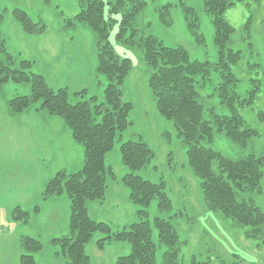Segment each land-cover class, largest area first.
Instances as JSON below:
<instances>
[{
	"label": "trees",
	"instance_id": "obj_1",
	"mask_svg": "<svg viewBox=\"0 0 264 264\" xmlns=\"http://www.w3.org/2000/svg\"><path fill=\"white\" fill-rule=\"evenodd\" d=\"M76 2L78 11L73 17L64 19V28L74 30L85 24L93 33L95 76L97 80L103 76L107 81L100 103H96V96L86 97L87 91L82 89L74 91V95L82 100L71 104L65 87L53 89L42 75L32 72L33 62L15 61L6 51L0 33V84L11 81L29 85L27 95L7 101L9 112L18 114L36 106L43 114L60 117L73 140L83 148L81 168L55 173L45 182L40 193L43 201L61 195L68 200L67 233L51 239V244L60 247L65 264H92L85 246L95 233L103 235L96 241L98 248L111 241L125 242L130 246V253L118 257L114 264H156L151 227L157 231L158 241L165 248L161 264H178L180 242L172 223L160 217L149 221L147 207L152 200L157 201L160 212H168L172 206L163 181L155 184L137 174L154 156L141 137L119 145L121 162L127 169L121 182L128 190L127 199L138 207L135 212L138 221L113 232L108 224L96 222L88 215L90 202L104 200L107 177L115 179L112 166L105 164V155L113 149L117 139L120 141L121 133L130 124L128 114L132 105L122 100V86L131 71V61L115 53L109 41L114 15H120L115 40L141 50L156 110L175 127L185 149L187 165L198 180L204 205L209 211L229 219L234 227L245 228L248 238L264 244V210L251 199L252 193L260 191L264 156L254 147L250 150L252 138L259 133L248 126L240 114L241 109L252 108L258 95L264 94V69L260 76L250 79L251 88L245 95L238 96L234 90L237 79L230 67L237 63L240 55L229 47L233 27L225 19V13L234 5L232 0H202L213 26V43L217 50L214 70L221 77L216 88L217 96L229 111L228 115L220 116L209 109L210 120L204 118L205 109L199 101L195 78L200 79L201 86L205 85L209 81L211 65L191 59L182 46L167 47L156 36L146 34L149 23L141 19L146 6L144 0ZM44 3L48 6L50 0H44ZM181 6L186 13L187 30L197 43H203L195 12L183 3ZM169 7L167 4L156 10L164 25H169ZM11 15L26 34L41 35L45 31L42 22H34L21 9H13ZM2 18L0 12V21ZM249 23L244 25L247 30ZM256 115L264 121V104ZM217 132L223 133L240 150V156L228 158L207 146ZM243 151L246 154L242 155ZM213 162L217 164V171L212 169ZM11 214L15 221H27L28 212L20 207H15ZM19 248L23 252L19 256L20 264H34V254L42 249V245L37 239L21 236Z\"/></svg>",
	"mask_w": 264,
	"mask_h": 264
},
{
	"label": "rangeland",
	"instance_id": "obj_2",
	"mask_svg": "<svg viewBox=\"0 0 264 264\" xmlns=\"http://www.w3.org/2000/svg\"><path fill=\"white\" fill-rule=\"evenodd\" d=\"M103 1L107 3L112 0ZM144 1L146 6L141 19L149 23L145 29L146 34L156 36L164 46H182L191 59L208 62L211 65L209 81L205 85L201 86L200 79L195 78L199 101L205 109L204 118L211 119L209 109L216 115H228V109L220 103L217 96L216 88L221 81L220 73L214 70L217 50L213 43V26L204 11L202 0ZM232 2L233 7L225 13V19L233 27L229 47L239 52L240 57L230 69L237 79L234 90L238 96H243L251 88L250 79L260 76L264 69V0ZM181 3L195 12L199 21L198 32L203 36V43H197L187 30L186 13ZM167 4L170 5L169 25H164L156 10ZM15 8L25 11L34 22H42L45 31L41 35L24 33L12 19L11 12ZM77 11L76 0H50L48 6L44 0H0V12L3 15L0 33L5 40L6 51L15 61L33 62L32 72L44 74L47 84L52 88L67 86L71 104L82 100L80 96L74 95V91L86 85L92 93L101 91V96L96 101L100 103L103 101L102 93L107 81L105 77L99 76V80L94 82L90 76L91 69L93 70L94 51L96 57L93 33L85 24L78 25L74 30L64 28V19L73 17ZM113 18L115 23L109 41L115 53L131 61V71L122 86V100L132 105L128 114L130 124L121 133L120 141L118 139L115 141L105 161V164L112 166L116 174L115 179L107 177L104 200L90 202L87 205L88 215L96 222L108 224L113 232L138 221L135 216L138 207L126 198L128 190L121 182L127 169L122 165L119 145L141 137L153 150L154 156L137 174L155 184L163 181L172 206L170 211L160 212L157 201L152 200L147 207L149 221L151 222L154 217H160L172 223L180 242L178 264H264L263 243L248 238L245 235V228L234 227L229 219L209 211L204 205L198 180L187 165L185 149L175 127L156 110L148 86V68L143 62L141 50L137 46H127L115 40L120 15H114ZM248 21L250 23L247 30L244 25ZM62 36H67L72 41H62ZM73 51L84 54L73 57L66 54ZM1 85L0 97L6 100L7 110L8 100L29 93L28 84L8 81ZM263 104L264 94H259L252 108L241 109L240 114L245 123L259 133V136L252 138L250 150L254 147L264 156V121H260L256 115L258 110L263 109ZM2 112L6 113L0 102V115ZM97 120H100V117H97ZM4 132L1 153L2 148L6 154L11 155L27 152L23 145L17 144L19 140L16 134L8 132L7 125ZM207 146L228 158L235 159L240 156V150L223 133H215ZM243 154H246V151H243ZM212 169L217 171L215 162ZM52 172L49 170L50 174ZM251 199L264 210V167L260 191L252 193ZM47 201L43 202L39 195L38 204L41 208L35 217L32 211L34 203H28L26 222L13 220L10 212L3 211L2 205L5 202L0 201V264H20L19 256L23 253L19 248L21 236L37 239L42 245V249L34 254V264H65L60 247L51 244V239L67 233L66 217L69 214V203L64 195L49 198ZM151 230L152 241L156 246L155 261L156 264H161L165 248L159 243L154 227H151ZM102 236L95 233L85 246V252L92 264H114L118 257L130 253V246L127 243L116 241L107 243L101 252L96 241Z\"/></svg>",
	"mask_w": 264,
	"mask_h": 264
},
{
	"label": "crops",
	"instance_id": "obj_3",
	"mask_svg": "<svg viewBox=\"0 0 264 264\" xmlns=\"http://www.w3.org/2000/svg\"><path fill=\"white\" fill-rule=\"evenodd\" d=\"M61 40L72 41L67 36H62ZM66 54L73 57L79 54L82 55L84 52L73 51L66 52ZM94 62H96L95 51L93 54V70L91 69L90 73L95 82L97 78L95 76L96 63ZM40 75L47 82L46 76L44 74ZM100 85L103 87L102 84ZM63 87L67 89V86L62 85L56 86V88L53 87V89ZM1 88L2 85L0 84V90ZM82 89H86L88 97L96 96L98 99L101 96V91L98 90V92L92 93L87 85L77 90ZM0 98V102L6 111V113L2 112L0 115V147L4 145V129L7 125L8 132L16 134L19 140L17 144L23 145L27 150L24 154L11 155L6 154L4 148H2L3 152H0V201L5 202L2 205L3 211L10 213L15 207H20L29 212L26 205L34 203L31 206L35 217L39 214L38 211L41 208L38 204V197L45 182L59 171L73 172L79 170L83 162V148L73 140L62 118L43 114L37 111L36 106L22 113L12 114L6 109V100ZM6 121L8 124H6ZM108 154L105 155V161ZM49 170L53 172L50 174ZM68 218L69 214L66 217V223H68ZM106 244L98 249L101 252L104 251Z\"/></svg>",
	"mask_w": 264,
	"mask_h": 264
}]
</instances>
